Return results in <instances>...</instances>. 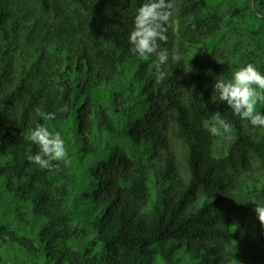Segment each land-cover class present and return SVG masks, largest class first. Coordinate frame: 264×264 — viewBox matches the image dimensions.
Segmentation results:
<instances>
[{
	"label": "trees",
	"instance_id": "obj_1",
	"mask_svg": "<svg viewBox=\"0 0 264 264\" xmlns=\"http://www.w3.org/2000/svg\"><path fill=\"white\" fill-rule=\"evenodd\" d=\"M34 1L54 20L30 0H0L2 252L15 247L18 264H264L254 211L264 204V126L214 90L257 62L217 54L230 32L221 16L206 0H171L158 82L156 56L130 51L145 0ZM250 8L262 13L264 0ZM256 110L264 115V103ZM216 111L231 129L213 136ZM38 125L61 133L70 165L28 159Z\"/></svg>",
	"mask_w": 264,
	"mask_h": 264
},
{
	"label": "clouds",
	"instance_id": "obj_2",
	"mask_svg": "<svg viewBox=\"0 0 264 264\" xmlns=\"http://www.w3.org/2000/svg\"><path fill=\"white\" fill-rule=\"evenodd\" d=\"M173 7L171 0H145L137 10L134 30L129 36L132 53L138 54L144 60L156 56L158 82L166 78V73L162 69L169 59V50L161 48L159 42H167ZM172 59L178 62L182 57L173 53ZM214 90L219 94V99L226 102L236 115L250 121L253 126H264V115L256 110L258 103H264V74L254 64L249 63L239 68L231 79L225 80L220 76L214 84ZM35 111L45 121L55 119V113H46L40 108ZM230 129L231 125L222 118L219 111H216L208 127L209 132L217 136L229 132ZM27 138L40 149L35 155H29L28 159L41 169H52L53 161L71 164L65 140L59 131L52 132L46 126L38 125L29 130ZM255 205L254 211L258 220L264 225V204Z\"/></svg>",
	"mask_w": 264,
	"mask_h": 264
},
{
	"label": "rangeland",
	"instance_id": "obj_3",
	"mask_svg": "<svg viewBox=\"0 0 264 264\" xmlns=\"http://www.w3.org/2000/svg\"><path fill=\"white\" fill-rule=\"evenodd\" d=\"M211 6V14L221 16V28L230 30L218 52L225 53L228 59L234 61L255 60L257 69L264 74V9L262 13L254 12L250 8V0H206ZM36 7L37 16L53 21L54 16L39 1L30 0ZM176 13V8L175 11ZM176 32L175 44L178 46L181 40L178 18L174 16ZM182 53V52H181ZM173 146L179 157L183 156V146L173 138ZM9 222H11L8 219ZM15 247L0 249V256L5 264H18L21 262L20 252Z\"/></svg>",
	"mask_w": 264,
	"mask_h": 264
}]
</instances>
